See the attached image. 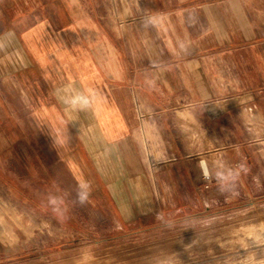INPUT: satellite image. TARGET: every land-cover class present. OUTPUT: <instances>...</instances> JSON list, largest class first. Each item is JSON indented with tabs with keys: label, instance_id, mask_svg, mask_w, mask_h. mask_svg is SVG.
I'll return each instance as SVG.
<instances>
[{
	"label": "crops",
	"instance_id": "0c3cea01",
	"mask_svg": "<svg viewBox=\"0 0 264 264\" xmlns=\"http://www.w3.org/2000/svg\"><path fill=\"white\" fill-rule=\"evenodd\" d=\"M49 1L16 0L22 22L0 24V157L16 147L23 158L28 142L36 169L57 154L79 185L93 174L116 188L140 175L139 135L148 129L158 155L184 171L200 147L188 144L199 137H186L183 116H224L228 94L243 92L232 78L264 75V22L255 15L264 0H122L127 17L111 26L89 0ZM66 90L88 95L89 106L64 104ZM200 175L179 185L211 188Z\"/></svg>",
	"mask_w": 264,
	"mask_h": 264
},
{
	"label": "rangeland",
	"instance_id": "374dc122",
	"mask_svg": "<svg viewBox=\"0 0 264 264\" xmlns=\"http://www.w3.org/2000/svg\"><path fill=\"white\" fill-rule=\"evenodd\" d=\"M89 3L107 25L127 17L122 0ZM17 8L16 0H0V24L22 22ZM255 15L264 22V12ZM32 21L29 10L25 26ZM253 72L232 78L243 92L228 94L224 116H183L186 137H199L188 144L200 151L184 157L182 172L158 155L160 142L148 129L139 135L140 175L115 188V179L91 174L89 198L80 204L79 184L57 154L48 157L51 149L37 169L25 141L23 158L16 147L0 157V264H264V75ZM240 164L235 186L221 194L216 172ZM201 165L215 181L211 188L179 185L199 170L205 179ZM49 195L65 200L64 216L53 214Z\"/></svg>",
	"mask_w": 264,
	"mask_h": 264
},
{
	"label": "clouds",
	"instance_id": "9594fccd",
	"mask_svg": "<svg viewBox=\"0 0 264 264\" xmlns=\"http://www.w3.org/2000/svg\"><path fill=\"white\" fill-rule=\"evenodd\" d=\"M69 91L70 94L61 96L60 99L62 102L66 105L71 106L72 108H86L90 104V100L88 95H85L84 93L81 92H72L71 90H66ZM204 171V178H208V171L206 166L201 165ZM245 166L243 164H240L237 166L236 170L229 169L227 172L224 171H217L216 172V178L218 182L220 183V188L219 191L221 194H223L226 190H228L227 186L234 187L236 180L239 178L240 171L244 170ZM90 186L87 183H81L78 186V191H77V201L80 204L85 203L90 195ZM235 194V193H234ZM47 202L49 206L51 207V210L54 215L58 216H64L67 208L65 206V200L62 197H56L49 195L47 198Z\"/></svg>",
	"mask_w": 264,
	"mask_h": 264
}]
</instances>
